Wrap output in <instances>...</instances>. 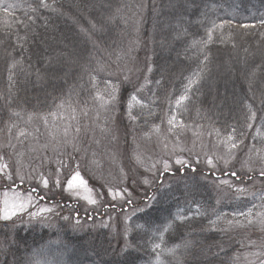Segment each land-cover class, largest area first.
I'll list each match as a JSON object with an SVG mask.
<instances>
[{"label": "trees", "instance_id": "trees-1", "mask_svg": "<svg viewBox=\"0 0 264 264\" xmlns=\"http://www.w3.org/2000/svg\"><path fill=\"white\" fill-rule=\"evenodd\" d=\"M44 3L47 7L40 0H0V133L112 92L103 70L123 60L138 39L142 55L149 52L142 61L151 71L140 90L121 85L115 108L117 125L129 138L154 126L179 132L205 125L231 144L248 142L264 154V0ZM136 21L141 23L134 33ZM130 156L129 148L122 165L113 168L116 178L128 176L125 187L134 199L129 198L133 214L125 236L97 225L109 214L121 221L125 208L108 204L99 214H84L64 193L75 163L52 165L47 187L13 185L0 173V191L13 185L51 208L38 220H0V264H236V245L226 244L232 240L227 226L255 220L264 186L251 184L264 177L231 175L234 189L227 191H241L240 197L217 205L213 183L187 166L163 173L160 183L141 193L139 168L126 160ZM203 174L218 182L222 177ZM252 190L254 197L246 195Z\"/></svg>", "mask_w": 264, "mask_h": 264}, {"label": "rangeland", "instance_id": "rangeland-1", "mask_svg": "<svg viewBox=\"0 0 264 264\" xmlns=\"http://www.w3.org/2000/svg\"><path fill=\"white\" fill-rule=\"evenodd\" d=\"M140 23L134 22V33H137ZM134 43L125 52L123 60L118 57L116 62L107 64L103 70L104 76L113 82L112 90L116 89L115 100H111L109 91L98 92L86 98L85 102L63 105L60 111L45 117L42 122L30 119L20 123L15 130L7 129L4 130L5 133H0V166H8L4 169V173L11 175V179L6 175L8 183L14 185L23 182L31 187L40 183L44 186L45 178L49 183L52 165L57 162L67 165L75 163L74 174L79 172L85 183L79 185L77 182L73 188L66 186L64 193L70 196V201L78 203L84 214L91 211L99 214L108 204L125 208L127 213L120 214L121 221L116 219L117 216L109 214L106 219H99L97 222L98 227L112 228L123 236L127 231L128 219L133 214L129 202L133 199L132 189L127 191L125 187L128 176L116 178L113 168L122 165V154L129 148L132 156L126 160H132L134 166L139 168L137 176L141 177V187L138 186V190L141 188V193L160 183L163 173H173L187 166L192 170L197 169V178L201 181L213 183L214 201L217 205L230 203L240 197L241 191L238 195L227 191L228 188L234 189L231 173L247 176L251 173L259 174L264 169V154L258 149L248 142L231 148V143L225 137L205 125H191L179 132L154 126L148 134H142V137L129 138L117 125L120 116L115 109L120 100L118 90L123 83H131L133 92L142 89L151 69L149 64L142 61L149 52L142 55L140 41L134 39ZM77 128L80 129L79 133ZM94 149L97 152L92 154ZM177 160L183 161V164H178ZM209 160L212 161L211 164ZM165 164L168 165L167 171ZM205 172L222 177L219 182L214 181L212 177L204 175ZM225 173L229 176L224 177ZM164 182L166 184L167 181ZM13 185L0 191V220L11 221L18 217L38 220L44 214L51 213L48 204L41 203L31 192L12 188ZM251 185L263 188L264 180L257 183L254 181ZM261 193L264 195V190ZM246 195L254 197L255 192L248 191ZM99 196L108 198L102 200ZM20 204L24 205L22 209H13V205ZM261 206L262 209L251 223L232 222L227 226V234L232 240L228 238L226 244L230 241L233 246L236 245V264H264V241L261 243L264 239V200ZM5 209L15 210L16 215L3 219ZM41 209L50 211L41 212Z\"/></svg>", "mask_w": 264, "mask_h": 264}, {"label": "snow or ice", "instance_id": "snow-or-ice-1", "mask_svg": "<svg viewBox=\"0 0 264 264\" xmlns=\"http://www.w3.org/2000/svg\"><path fill=\"white\" fill-rule=\"evenodd\" d=\"M40 5L42 6V7H47V5L44 3V0H40ZM13 7V5H11V4H9V5H7L6 7H4V11L5 12H7L8 11V9L9 8H12ZM260 23L261 24H264V20H261L260 21ZM244 27H248V25H244ZM209 40L211 39V32H209ZM149 71H151V69H149ZM115 92H116V89L115 88H113V90H112V92L110 93V97H111V100H115ZM132 101H137V96L136 95H133L131 98H130ZM181 99H184L183 97L181 98ZM137 102H139V101H137ZM178 103H179V101H178ZM255 117V114L253 113V117L252 118H254ZM134 118V117H133ZM173 119H175V118H173ZM169 123L171 124L172 123V120H170L169 121ZM76 131H77V133H79L80 132V129L79 128H77L76 129ZM21 135H23V133H21ZM65 135H67V129H65ZM232 139V137H229V140H231ZM237 147V144L236 143H232L231 144V148H236ZM0 159H2V157H0ZM177 163L178 164H183V161H181V160H177ZM212 163V161L211 160H209V164H211ZM8 166L7 165H3V166H0V173H3L4 175H7L8 176V179H11V175L10 174H7V173H4V169H6ZM167 169H168V165L167 164H165V170L167 171ZM233 176H236V173L235 172H233V173H231ZM259 175L261 176V177H264V169H261L260 170V173H259ZM78 182V184L79 185H84V183H85V181L83 180V178L80 176V173L79 172H76L73 176H72V178L68 181V185H67V187L68 188H73L74 186H76V183ZM59 183V181H57V184ZM43 184H44V186L45 187H47V184H48V180H47V178H45L44 180H43ZM126 191V190H125ZM92 203H95V201H91ZM130 202V201H129ZM24 207V205L23 204H20V205H13V209H16V208H20V209H22ZM41 212H47V211H50V209H41L40 210ZM13 215H16V211L15 210H12V211H8L7 209H5V212H4V215H3V219H10L11 218V216H13ZM33 215H36V214H33ZM241 215H243V213H241ZM65 219H67V218H65ZM249 223H251V221H249ZM155 247H160V245L159 244H157V245H155Z\"/></svg>", "mask_w": 264, "mask_h": 264}]
</instances>
